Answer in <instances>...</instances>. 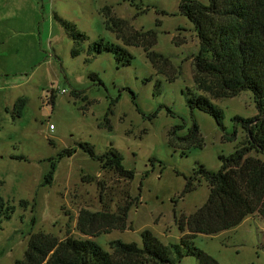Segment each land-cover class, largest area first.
I'll list each match as a JSON object with an SVG mask.
<instances>
[{"label":"rangeland","instance_id":"rangeland-1","mask_svg":"<svg viewBox=\"0 0 264 264\" xmlns=\"http://www.w3.org/2000/svg\"><path fill=\"white\" fill-rule=\"evenodd\" d=\"M182 1L0 0V193L16 208L0 228V264L23 260L31 235L38 232L60 240L68 235L90 239L77 231L78 214L82 208L101 210L102 204L97 183L82 182L85 175L105 181L104 197L113 211L128 189L133 198L141 195L128 215L130 229L96 238L104 249L113 240L142 246L145 230L165 244L179 242L178 219L195 213L210 194L202 179L180 198L186 177L200 165L211 171L221 168L219 156L230 155L246 137L236 117L258 115L251 92L216 101L225 113L224 129L211 115L190 109L186 93L196 91L199 41L192 22L180 14ZM106 7L112 17L125 21L127 35L157 30L153 50L169 60L166 73L158 74L142 47H127L108 28ZM60 19L87 37L78 57L72 56L75 42ZM99 40L126 47L134 57L132 65L118 68L110 53L89 57L90 44ZM22 96L28 103L17 117L14 105ZM194 124L202 148L179 139L190 135ZM179 126L184 128L172 136ZM83 143L93 145L98 155L114 147L124 167L135 171L132 183L101 172L100 163L81 150ZM68 148L75 154L56 164L53 183L45 185L51 159ZM23 200L29 202L27 208ZM195 244L219 264H264L263 217L250 215L221 234H198ZM182 264L199 262L185 257Z\"/></svg>","mask_w":264,"mask_h":264},{"label":"trees","instance_id":"trees-1","mask_svg":"<svg viewBox=\"0 0 264 264\" xmlns=\"http://www.w3.org/2000/svg\"><path fill=\"white\" fill-rule=\"evenodd\" d=\"M149 10L147 8L143 13ZM179 10L192 22L199 41V52L194 58L196 91L186 93L190 109L211 115L222 129L225 113L216 104L217 100L224 101L243 92H251L258 111L256 117L237 116L234 120L242 125L246 137L230 155L219 156L221 168L211 171L200 165L192 176L186 177L187 184L180 198L193 192L204 179L210 191L208 200L192 215L182 214L178 219L181 231L178 243L165 244L152 230H145L141 234L142 246L137 242L113 240L106 250L96 238L116 230L124 232L130 229L128 215L131 208L139 204L141 195L133 198L128 189L113 211L104 197L105 181L85 175L82 182L97 183L102 204L101 210L82 208L78 214L77 231L90 239L68 235L60 240L56 235L38 232L31 235L24 259L15 264H182L185 257H194L199 264H219L214 257L196 246L198 234H221L237 228L250 215L260 214L264 220V0H209L207 4L183 0ZM105 11L108 28L119 33L118 37L127 47H142L158 74L166 73L169 60L153 50L157 44V30H140L127 35L124 31L125 21L112 17L110 8L106 7ZM61 24L75 42L72 56L78 57L79 46L87 37L75 25L64 20H61ZM157 25L160 26L159 20ZM103 53L112 54L118 68L129 67L133 63L134 57L126 47L104 40L91 43L87 51L88 56L93 58ZM91 77L93 80L99 79L95 74H91ZM170 80L174 81L175 78L170 77ZM55 98L53 90L50 99L52 105ZM117 101L119 99L113 101L112 105ZM27 103V96L17 99L14 105L17 117L22 116ZM158 114L159 111L155 112L153 117ZM183 128L172 129L170 134L175 137ZM199 135V126L194 124L190 135L179 139L202 148L203 139ZM80 147L92 160L100 163L101 172L113 173L118 179L130 183L134 180L135 171L124 167L123 156L114 147L102 155H98L90 143H83ZM74 154V148H68L59 153L58 159H51L45 185L53 183L56 164ZM21 204L27 208L29 202L23 200ZM14 212L15 206L10 205L0 193V228L5 220L12 219Z\"/></svg>","mask_w":264,"mask_h":264},{"label":"built area","instance_id":"built-area-1","mask_svg":"<svg viewBox=\"0 0 264 264\" xmlns=\"http://www.w3.org/2000/svg\"><path fill=\"white\" fill-rule=\"evenodd\" d=\"M62 93H65V90H63ZM50 130H55V126L53 124L50 125Z\"/></svg>","mask_w":264,"mask_h":264}]
</instances>
